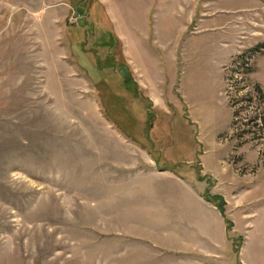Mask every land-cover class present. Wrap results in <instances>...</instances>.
Segmentation results:
<instances>
[{
	"label": "rangeland",
	"instance_id": "374dc122",
	"mask_svg": "<svg viewBox=\"0 0 264 264\" xmlns=\"http://www.w3.org/2000/svg\"><path fill=\"white\" fill-rule=\"evenodd\" d=\"M264 0H0V264H264Z\"/></svg>",
	"mask_w": 264,
	"mask_h": 264
},
{
	"label": "trees",
	"instance_id": "16d2710c",
	"mask_svg": "<svg viewBox=\"0 0 264 264\" xmlns=\"http://www.w3.org/2000/svg\"><path fill=\"white\" fill-rule=\"evenodd\" d=\"M256 89L260 96L264 99V92L262 91V89L259 86Z\"/></svg>",
	"mask_w": 264,
	"mask_h": 264
}]
</instances>
